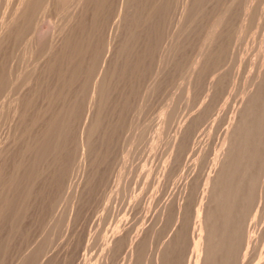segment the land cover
Here are the masks:
<instances>
[{
	"label": "bare ground",
	"instance_id": "bare-ground-1",
	"mask_svg": "<svg viewBox=\"0 0 264 264\" xmlns=\"http://www.w3.org/2000/svg\"><path fill=\"white\" fill-rule=\"evenodd\" d=\"M256 1L242 0L235 37L236 32H248L253 23ZM238 2L0 0L1 263L2 257L17 238L26 234L47 213L50 218L45 228L52 226L58 213H61L58 207L63 193L72 190L71 211L75 210L79 217L83 214L87 218L84 196H88V192L98 184L103 174H100L101 170L108 169H103V166L111 161V153L118 147L117 151L121 153L125 151L124 146L126 149L123 143L119 150L120 146L117 145L120 139L116 144L119 137L122 142L129 137L124 135L125 138H122L126 130L122 128L123 124L131 120L133 112L137 113V118L140 117L150 94L163 91L164 87L160 85L168 76V81L173 80V76L180 80L182 93L178 92L185 96L183 102L186 104L181 105L176 114L175 130L172 128L174 134L164 141L157 176L147 184L150 192L142 205L144 215L142 223L139 222L141 227L135 228L133 223L126 222L114 226L92 264H115L124 249L127 264H264V233L256 231L257 223L254 222L259 207L256 210L257 189L264 171V37L259 46V57L250 62V75H245L249 81L242 83L240 99H237V105L230 115L223 114L220 121L212 117L216 108L212 103L217 96L215 94L221 96L217 91L224 87V74L220 87L221 80L212 79L208 84L205 80V100L199 98L202 102L197 108L195 103L200 100L195 97L197 102L194 101L200 73L214 62L215 69L216 61L227 50L225 40L232 34ZM194 36L198 38L199 43L195 45L199 44V48L192 54L189 52L190 56L186 58V52L189 55L187 47L191 50L196 48L193 43L194 47L189 45ZM207 70L210 69L207 67ZM164 84L166 86L168 83ZM203 84L198 85L205 87ZM159 88L162 90L159 91ZM166 88L173 92L168 85ZM165 90L164 93L167 92ZM161 93L156 96L160 97ZM164 95L170 98L167 93ZM167 96H163V99ZM182 96L175 97L179 101ZM154 97H149V100ZM150 101L149 104L156 106L154 104L162 100L156 103ZM218 102H214L215 105H219ZM146 105L144 108H151ZM157 107L160 108L159 104ZM153 111L152 114L155 113ZM147 112L144 111L143 115ZM159 114L164 116L163 112ZM171 115L168 117L175 119ZM132 119L135 123L136 119ZM137 120L142 122L140 118ZM155 121L152 122L154 126ZM129 123L128 126L131 125ZM146 129L148 131L149 128ZM146 139L149 141L150 138ZM126 144L129 145V140ZM115 146L117 148L114 149ZM112 155L116 156V153ZM116 157L122 159L121 154ZM139 160L142 162L144 159ZM109 165L112 167V164ZM72 170H76V182H72ZM108 176L102 175L99 182ZM107 184L99 183L93 194V202L88 201L92 203L91 212L95 211L96 216L90 227H83L76 255L83 251V244L89 236L99 240L107 236L104 230L108 216L104 213ZM77 213L76 216L73 213V217H77ZM27 235L30 236V232ZM40 238H36L33 244L39 245ZM54 243L49 246L54 247ZM45 249L48 250L47 247ZM68 251L69 248L59 255L64 262ZM77 257L71 259V264H78ZM47 259L48 256L42 257L37 264H47ZM4 260L7 262L6 258ZM20 264H30L29 254Z\"/></svg>",
	"mask_w": 264,
	"mask_h": 264
},
{
	"label": "rangeland",
	"instance_id": "rangeland-1",
	"mask_svg": "<svg viewBox=\"0 0 264 264\" xmlns=\"http://www.w3.org/2000/svg\"><path fill=\"white\" fill-rule=\"evenodd\" d=\"M240 2H238L239 3V5H238V3H237V5H238V7L236 8V10H235V12L236 11H238V12H236L235 13V15H236V17H235V15H234V23H233V25H232V34L234 35H229L227 38H226V40H225V43H226V47L225 48H227V50L225 49L224 50V55L222 56V58L220 57L216 62H218V64L220 63V62H222V63H220V67H219V65L218 64H216V68L214 69V67H215V62L213 63V65H214V67H213V65L210 67V65L209 66H207L210 70H211V68H213V71H215L218 67V69H217V71H215L214 73H213V71L211 72L210 70H207V71H205V69L207 68H205L201 73H200V75H199V79H200V81H201V83H200V81L198 80V82H197V84H196V87H195V91H196V93L197 94H195V96H194V101L195 100H197V98H198V100H200V99H202V101L203 100H205V97H206V94H207V87H206V85L208 84V81L209 80H212V79H216L219 83H220V85H219V87L221 86V85H223V74H224V76H225V83H224V87L223 86H221L219 89H218V91L217 92H219V94H221V96L220 95H218V94H215V95H217V96H215L214 98L216 99V101H215V99L213 100V103L212 104H214V105H212L213 107H215L216 106V108H214L215 109V112H214V110H213V118H215V119H218L219 118V120H217V121H220V119L221 120H223V114L224 115H226V116H228V115H230L229 113H231V110H232V108L234 107V106H236L237 105V103L236 102H238L239 101V99H240V92L242 91V88H243V86H244V84H242V83H244L245 81L246 82H248L249 80L247 79V77L245 76V75H247V76H249L250 75V69H251V67H250V62H252L256 57H259L258 55H259V50H260V47L259 46H261V39H263V37H264V35H263V33H264V0H257L256 1V5H255V7L256 8H254V12H253V23H251V26L249 27V30H248V32L247 33H244V34H240L239 32H236V37H235V33H234V31L237 29V31H238V16H239V9H240V5L243 3L242 2V0H239ZM258 4V5H257ZM243 5V4H242ZM259 8V9H258ZM263 8V9H262ZM263 10V11H262ZM257 15H258V17H257ZM263 18V20H262V18ZM256 19V20H255ZM236 20V21H235ZM236 25V26H235ZM254 27V28H253ZM255 31H254V30ZM256 29L258 30V29H261V30H258V31H256ZM239 34V35H238ZM238 35V36H237ZM253 35V36H252ZM262 38H261V37ZM196 38V39H195ZM239 38V39H238ZM251 39H253V41L251 40ZM193 40H194V42H193ZM193 40H191V42H190V47H194V45H195V43H199V42H197V40H198V38L196 37V36H194V38H193ZM244 40V41H243ZM196 41V42H195ZM234 42V43H233ZM238 42V43H237ZM260 42V43H259ZM191 43H193L194 45L192 46V44ZM251 43V44H250ZM257 46H256V45ZM255 45V46H254ZM196 46V48H193V50H191V48H189V47H187V51H188V53L190 52L191 54L192 53H194L195 51H197L198 50V48H199V44H196L195 45ZM230 46V47H229ZM233 46H235V47H233ZM250 46V47H249ZM248 47V48H247ZM233 48V49H232ZM239 48V49H238ZM243 48V49H242ZM246 48V49H245ZM250 48V49H249ZM241 49H242V51H241ZM233 50V51H232ZM252 50H254V51H252ZM225 51H227V52H225ZM248 51V52H247ZM258 51V52H257ZM251 52V53H250ZM190 53H189V55L187 54V52H186V58H189V57H187V56H190ZM225 53H226V55H227V57L225 56ZM234 53V54H233ZM250 53V54H249ZM235 55V56H234ZM239 55V56H238ZM252 55V56H251ZM255 55V56H254ZM233 56V57H232ZM243 56V57H242ZM223 57L225 58H228L227 60H226V58H225V60H222L223 59ZM252 58V59H251ZM238 59V60H237ZM243 59V60H242ZM239 60L241 61V62H239ZM244 61V62H243ZM233 62V63H232ZM224 63V64H223ZM241 64V65H239V64ZM245 63V64H244ZM222 64H223V66H222ZM227 64V65H226ZM236 65V66H235ZM229 66V67H228ZM238 66V67H237ZM244 66V67H243ZM240 67V68H239ZM223 68V69H222ZM233 68V69H232ZM235 68V69H234ZM222 69V70H221ZM230 69H231V71H230ZM238 69V70H237ZM246 69V70H245ZM211 72V74H210V72ZM238 71V72H237ZM249 71V72H248ZM213 73V74H212ZM172 74V73H171ZM171 74H170V76H171ZM241 74V75H240ZM174 76H175V74H173ZM238 75V76H237ZM216 76V77H215ZM178 77V76H177ZM215 77V78H214ZM167 78H169V76L167 77ZM166 78V80L162 83V85H160L161 87H164V89H166L165 91H167V92H165L164 93V89H163V91H161L162 90V88L159 90V89H157V90H159V91H161V92H159L158 93V91H155V92H153L152 94H150V98L151 97H153V96H155L154 97V99H150L149 100V97H148V101H150V102H152V100H154L153 102H155L156 103V101L157 100H162V101H159V102H162V103H159L158 101V104H159V106H160V108L159 107H157L158 106V104H154V105H156V106H153V104L152 103H150V104H152V106L149 104V102L148 101H146V104H144L143 105V107H142V114H141V116H143V117H139L138 116V118H140L141 120H142V122L140 123L139 121L140 120H137L138 118L136 117L137 116V111L135 112L136 114H134V112L132 113V116H130V118H131V120L129 119V121H130V123H129V121H127L126 123H124L123 124V126L124 127H122L123 129H126V130H124L125 132L126 131H128V133L126 132V134H124L123 132V137L122 138H125L124 137V135L126 136V137H128L127 135H129V137H132L131 136V133H134V134H132L133 135V137L132 138H125V139H128L129 140V145L128 144H126V142L128 141H126L125 139H123V142H122V139H121V137H119V136H117V137H119L117 140H116V144H118L119 143V141H120V145L118 144L117 146H120V149L119 150H121V148L124 146V144L123 143H125V145H126V149L123 147V149L126 151H124L123 149H122V151H124V153H121V151H117V149L119 148H117L116 146L114 147V149L115 148H117V149H115L116 151H114V153L112 152L111 153V155H110V159H111V161L109 160L107 163L108 164H105L103 167V169H106V168H108L107 170H109V171H107V170H101V172H100V174L101 173H103V174H101L100 175V177H99V179H101L102 178V175H104V176H108V177H103V179H102V184H107V182H108V184H107V186L105 187V195H104V198L106 199H104V201H105V206H104V213L106 214V215H108L107 216V220H106V222H105V224H104V230H106L107 231V236H106V238L104 239V240H99V239H97V238H95L94 236H89V238L87 239L88 241L87 242H85L84 244H83V251L81 252L82 253V256L80 257L79 255H76V254H78V245H79V242H80V236H81V234H82V230H83V227L86 225V226H88V227H90V225H91V223H92V221L94 220V218H95V216H96V214L94 215V213L93 212H95V211H92L91 212V210H93V208H91V205H92V203H88V201L89 202H93V199L92 198H94V195L93 194H95V189H96V187L98 186V184L99 183H101V182H99V179H98V184L97 185H95V187H93L89 192H88V196H84V198L85 199H83V203L85 204H83V206H84V209H85V206H86V209H85V212H86V214H87V218L86 217H84V216H82L83 214L82 213H84V212H82L81 214H79V215H81L82 216V218H81V216L79 217L78 216V213L74 210V212L73 211H71V201H72V190H70L68 193H63L61 196H60V201H59V207H58V210H60L59 212H61V213H58V216H57V219L55 220V222L52 224V226H50V227H52L50 230H49V228H45L46 226V223H47V221L49 220V218H50V215H48V213L44 216V218L42 219V220H39V221H37L36 222V224L34 223L33 224V226L31 227V229L28 231V232H26V234H22L21 236H20V238H17V240H16V242H14L15 244H13L7 251H6V253L4 254V256L2 257V259H1V261H2V263L0 262V264H20V262H21V260H23V258L24 257H26L27 256V254H29V262H30V264H37V262L39 261L38 259H40V258H42V257H45L46 256V258H47V256H48V259H47V264H65V262H67L66 264H71V261L73 260V259H75V257H77V259H78V264H92L94 261H95V258L96 257H98V254L100 253V251H101V249H102V245L106 242V239H107V237H109L108 235L111 233V231L115 228V227H117L118 225H123L125 222L126 223H133L134 225H135V228H140L141 226H140V223H142V218H143V209H142V205H143V202H144V200L146 199V196H147V194L150 192V190L148 189V187H147V184L149 183V182H152L153 180H155V178H156V176H157V172H158V170L160 169V166H161V163H162V150H163V148H164V145H165V143L166 142H164V141H166V140H169L172 136L171 135H173L174 134V130H175V126H176V118H177V115L176 114H178V111H179V109L181 108V105L182 106H184L185 104H186V102H183V100L185 101L186 100V98H184L183 96H182V94H180V93H182L181 92V89L179 88V83H180V80L178 79V80H176V78L175 77H173V76H171V78L173 79V80H171V81H168V80H170V78L169 79H167ZM174 78H175V80H174ZM204 78V79H203ZM228 78V79H227ZM234 78V79H233ZM203 79V80H202ZM219 79V80H218ZM246 79V80H245ZM207 81V84L206 83H204V81ZM243 80V81H242ZM174 81H176V83L174 82ZM234 82H236V83H234ZM164 83H168L167 85H168V87H169V89H173V92L171 91L170 92V90L168 91V89L166 88L167 87V85L165 86V84ZM173 83H175V84H177V85H175V84H173ZM204 83V84H203ZM198 84H203L202 86H205V87H201V85H198ZM206 84V85H205ZM164 85V86H163ZM169 85H171V86H169ZM238 85V86H237ZM159 86V87H160ZM198 86H200V88L198 89ZM230 86H232V87H230ZM176 88V89H175ZM238 88V89H237ZM171 89V90H172ZM175 89V90H174ZM199 90H201V91H199ZM204 90H205V92L206 93H204ZM241 90V91H240ZM180 93H179V92ZM169 92L171 93L170 95H169ZM177 92V93H176ZM236 92V93H235ZM156 93V94H155ZM162 94V95H160V97H158V96H156V95H158V94ZM168 94L169 95V97L170 98H168V96L167 95H164V94ZM176 93V94H175ZM200 93H202V94H200ZM227 93V94H226ZM235 94V95H234ZM177 96V95H180V96H182V97H179V101L180 100H182V101H180V105L178 106V97L176 98L175 96ZM198 95V96H197ZM161 96H162V98H161ZM163 96H167V98H165L164 97V99H163ZM201 96V97H200ZM221 97V99L219 100V102H218V98H220ZM156 97H158V98H156ZM195 97H197V98H195ZM231 97V98H230ZM156 98V99H155ZM176 98V99H175ZM200 98V99H199ZM235 98V99H234ZM167 99V100H166ZM174 99V100H173ZM237 99H238V101H237ZM163 100L165 101V102H163ZM177 102H176V101ZM226 100V101H225ZM235 100V101H234ZM145 101H144V103H145ZM167 101V102H166ZM175 102V104H174V102ZM201 100L199 101V102H197V101H195V102H197V103H195V104H197V106H195V104H194V106H195V108H197L200 104H201V102H202ZM224 101V102H223ZM181 102H183L184 104H182ZM214 102H218V104L219 105H215V103ZM164 103H165V105H164ZM176 103H177V105H176ZM231 103V104H230ZM163 104V105H162ZM170 104V105H169ZM232 104H234V105H232ZM147 106V107H151V108H147L146 109V107L144 108V106ZM149 105V106H148ZM169 105V106H168ZM176 105V106H175ZM227 105V106H226ZM228 105H230V106H228ZM165 106V107H164ZM232 106V107H231ZM152 107H155V108H152ZM162 107V108H161ZM166 107H167V109H166ZM174 107V108H173ZM177 107H179V108H177ZM157 108H158V110H157ZM172 108V109H171ZM225 108V109H224ZM153 109L155 110V113L154 114H152L151 112H154L153 111ZM164 109V110H163ZM171 109V110H170ZM159 112V113H164V116L162 115V116H160V114L157 112V111ZM223 112H222V111ZM144 111H148L147 112V114H145V115H143L144 114ZM173 111V112H172ZM220 111V112H219ZM151 114H150V113ZM177 112V113H176ZM217 112V113H216ZM148 113H149V116H148ZM168 113H169V115H170V113L172 114L171 115V117L172 116H175L174 118L175 119H172V118H169L170 116L168 115ZM215 113V114H214ZM220 113H222V114H220ZM173 114H175V115H173ZM136 115V116H135ZM147 115V118H144L145 116ZM151 115V116H150ZM220 115V116H219ZM169 116V117H168ZM134 117V119H136V122L135 123H133V118ZM136 117V118H135ZM169 118L168 120H173L174 122H172V121H169L170 123L172 122V124H170L169 122H167L168 120L166 119V118ZM145 119V122H144V119ZM151 118V119H150ZM155 118V119H154ZM163 119V120H162ZM128 120V119H127ZM149 120V121H148ZM153 120V121H152ZM154 120H156L155 121V123H156V126H154ZM166 120V121H165ZM131 121H132V123H131ZM135 121V120H134ZM162 121V122H161ZM164 121V122H163ZM153 122V123H152ZM158 122V123H157ZM127 123H129V125L130 126H128L127 125ZM140 124V125H138V124ZM143 123V124H142ZM167 123H169V124H167ZM126 124V125H125ZM132 124H134V125H136V128H138V129H136L135 128V126L134 125H132ZM143 126H142V125ZM146 124V125H145ZM150 124H152V125H150ZM162 124V125H161ZM137 125H138V127H137ZM149 125L153 128V130H152V128L150 129V127H149ZM169 125H171V126H169ZM175 125V126H174ZM134 126V127H133ZM144 126H145V128H144ZM205 126V125H204ZM204 126H202L200 129H202ZM127 127H130L129 129H127ZM146 127L147 128H149L148 129V131H147V129H146ZM160 127V128H159ZM121 128V130H123ZM136 129V130H134V129ZM156 128V129H155ZM172 128H174V130L172 129ZM140 129V130H139ZM168 129V130H167ZM121 130H120V132H119V134L121 133ZM132 131L131 133H130V131ZM138 130V131H137ZM143 130H144V132H143ZM155 130V131H154ZM161 130V131H160ZM171 131V134H170V131ZM136 131H137V133H136ZM160 131V132H159ZM158 132V133H157ZM169 132V133H168ZM159 133H161V135L159 134ZM207 133V132H206ZM118 134V135H119ZM143 134V135H142ZM146 134H148V136L146 135ZM159 134V135H158ZM168 134V135H167ZM120 135V136H121ZM167 135V136H166ZM142 136V137H141ZM144 136V137H143ZM147 136V137H146ZM148 137L151 139H149V141H145V139L147 138L148 139ZM167 137V138H166ZM162 138V139H161ZM120 139V140H119ZM144 139V140H143ZM146 139V140H147ZM158 139V140H157ZM131 140V141H130ZM124 141H126V142H124ZM161 141V142H160ZM118 142V143H117ZM145 142H147L146 143V145H148V146H146V145H143V144H145ZM157 143V144H156ZM163 143V144H162ZM115 144V145H116ZM139 144L140 145H142V146H140L139 147ZM154 144V145H153ZM161 144V145H160ZM131 145H132V147H131ZM150 145V146H149ZM122 146V147H121ZM144 146V147H143ZM129 147V148H128ZM139 149H138V148ZM143 147V148H142ZM154 147V149H151V148H153ZM130 148H132V149H130ZM134 148V149H133ZM142 150H141V149ZM146 148H148V150L146 149ZM144 149H146V150H144ZM162 149V150H161ZM136 150H138V151H136ZM140 150V151H139ZM129 151V153H130V155H129V153L127 154V152ZM143 151V152H142ZM145 151H147V155H145ZM137 154H136V153ZM149 152V153H148ZM151 152V153H150ZM159 152V153H158ZM116 153V156H120V154H121V158L123 159L124 157H125V159H120V157H116L115 155V157L112 155V154H115ZM120 153V154H119ZM142 153V154H141ZM155 153V154H154ZM134 154H135V156H134ZM139 154V155H138ZM117 158V159H119V160H115L114 158ZM129 156V157H128ZM132 156V157H131ZM151 156V157H150ZM161 156V157H160ZM136 157V158H135ZM147 159H146V158ZM156 157V158H155ZM130 158V159H129ZM138 158V159H137ZM144 159V160H142V162H141V160H139V159ZM132 159H134V161L132 160ZM137 159V161L135 162V160ZM132 160V161H131ZM147 160V161H146ZM151 160H153L152 162H151ZM114 161V162H113ZM159 161V162H158ZM109 162H111V163H109ZM117 163V164H116ZM132 163V164H131ZM73 164V163H72ZM109 164H112V167H111V165H109ZM120 164V165H119ZM123 164V165H122ZM128 164V165H127ZM139 164H141L140 165V168H137V166L139 167ZM157 164V165H156ZM130 165V166H129ZM151 167H149V166ZM160 165V166H159ZM120 166V167H119ZM124 166V167H123ZM127 166H128V168H127ZM148 167V168H147ZM111 168H113V169H111ZM126 168V169H125ZM111 169V170H110ZM115 169V170H114ZM118 169V170H117ZM125 169V170H124ZM131 169V170H130ZM145 169V170H144ZM146 169L148 170V171H146ZM113 170V171H112ZM135 170L137 171V172H135ZM140 172H139V171ZM153 170V171H152ZM111 171V172H110ZM120 171H121V173H120ZM134 171V172H133ZM76 172V170H72V182H76L77 181V173H75ZM104 172H106V174L104 173ZM132 174H131V173ZM150 172V173H149ZM154 172V173H153ZM133 173H135V174H133ZM139 174V175H138ZM147 174V175H146ZM112 175V176H111ZM129 175H131V177L129 176ZM111 176V177H110ZM126 176V177H125ZM133 176V177H132ZM139 176V177H138ZM149 176V177H148ZM120 179H119V178ZM73 178H75V179H73ZM126 178V179H125ZM137 178V179H136ZM152 180H151V179ZM111 179H112V181H111ZM117 179V181H115ZM132 179V180H131ZM146 181H144V180ZM150 179V180H149ZM105 182H104V181ZM125 181V183H124V181ZM143 180V181H142ZM111 182H112V185L113 186H111ZM115 182H117V183H115ZM120 184H119V183ZM123 183H124V185H123ZM126 183H128V184H126ZM132 183V184H131ZM136 183V184H135ZM119 185H121V186H119ZM134 185V186H133ZM125 186V187H124ZM129 186V187H128ZM109 187H111V188H109ZM115 187V188H114ZM122 187V188H121ZM113 188V189H112ZM134 188V189H133ZM143 190H141V189ZM112 189V190H111ZM126 189V190H125ZM114 190V191H113ZM117 190V191H116ZM125 190V192H123ZM133 191V192H132ZM71 192V193H70ZM113 192V193H112ZM127 192V193H126ZM129 192V193H128ZM110 194V195H109ZM119 194V195H118ZM92 195V196H91ZM123 195V196H122ZM140 195V196H139ZM64 196V197H63ZM131 196V197H130ZM136 196V197H135ZM128 197H130L129 199H128ZM135 197V198H134ZM91 198V199H90ZM134 198V199H133ZM138 198V199H137ZM62 199V200H61ZM86 200H87V202H86ZM90 200H92V201H90ZM137 200V201H136ZM63 201V202H62ZM127 201H128V203H127ZM134 201H135V203H134ZM258 201V203L256 204V210H257V206L259 205V207H258V210L255 212V217H254V222L255 223H257L256 224V231L258 230V231H260V233H264V171L262 172V178H261V180H260V183H259V186H258V189H257V197H256V202ZM130 202H132V203H130ZM137 203V204H136ZM115 204H117V205H115ZM133 204V205H132ZM136 204V205H135ZM89 205V206H88ZM115 205V206H114ZM129 205V206H128ZM68 206V207H67ZM82 206V207H83ZM136 206H137V208H136ZM141 206V207H140ZM87 207H89V208H87ZM134 207V208H133ZM141 209H140V208ZM64 209V210H63ZM83 209V208H82ZM83 209V210H84ZM118 209V210H117ZM127 209V210H126ZM125 210V211H124ZM138 210V211H137ZM63 211V212H62ZM89 213H88V212ZM48 212H50V210H48ZM77 213V217H73V215L74 216H76V213ZM74 213V214H73ZM91 213H93V215L91 214ZM63 214V215H62ZM66 214V215H65ZM88 214H91V215H88ZM126 214V215H125ZM134 214V215H133ZM125 215V216H124ZM90 216L92 217V220L90 219V221H89V218H90ZM133 216H135V217H133ZM65 218V220H64V218ZM78 217L81 219H79L78 220ZM123 217V218H122ZM141 217V218H140ZM48 218V219H47ZM63 218V219H62ZM76 218V219H75ZM75 221V222H72V221ZM123 220V221H122ZM67 221H68V223H67ZM70 221V222H69ZM84 223H83V222ZM141 221V222H140ZM80 222H82V223H80ZM120 222V223H119ZM123 222V223H122ZM140 222V223H139ZM77 223H78V225H77ZM60 224V225H59ZM68 224V225H67ZM70 224H72V225H70ZM84 224V225H83ZM70 225V226H69ZM107 225V226H106ZM37 226V227H36ZM54 226H56V227H54ZM58 226V227H57ZM64 226V227H63ZM81 226V227H80ZM115 226V227H114ZM137 226V227H136ZM34 227V228H33ZM108 227V228H107ZM44 229V231L42 232V230ZM57 228V229H56ZM61 229V231H60V229ZM79 228V229H78ZM81 228V229H80ZM46 229V230H45ZM53 229H54V231H53ZM59 229V230H58ZM35 230V231H34ZM41 230V231H40ZM79 230V231H78ZM110 230V231H109ZM46 231V232H45ZM48 231V232H47ZM76 231H78V232H76ZM29 232H30V236L29 235H27V233L29 234ZM50 232V233H49ZM53 232V233H52ZM66 232V233H65ZM71 232V233H70ZM75 232H76V234H75ZM37 233V234H36ZM40 233L42 234V233H44V234H42V239L44 240V241H42V239L40 238ZM56 233V234H55ZM74 233V234H73ZM33 234H35L36 236H38V237H36L35 235H33ZM48 234H51V236L50 235H48ZM52 234H54V235H52ZM58 234V235H57ZM60 234H62V236L60 235ZM40 235V236H39ZM46 235V236H45ZM48 235V236H47ZM57 235V236H56ZM26 236L28 237L27 239H26ZM44 236V237H43ZM22 237V238H21ZM23 237H25V239L23 238ZM46 237V238H45ZM49 237H51V238H49ZM54 237V239H52ZM57 237V238H56ZM71 237H72V239H71ZM38 238H40V244L41 245H43V246H40V244L39 245H35V244H33L34 242H36V240ZM48 239L50 240V242H52L53 240H54V242L56 241V243H54V242H52V243H47L48 242ZM59 239V240H58ZM72 241H71V240ZM27 240V241H26ZM29 240V241H28ZM34 241V242H33ZM42 241V242H41ZM68 241H70V242H68ZM77 243H76V242ZM29 242V243H28ZM60 244H59V243ZM65 242V243H64ZM24 243H25V245H24ZM28 243V244H27ZM54 243V247H53V245L50 247L49 245H51V244H53ZM58 243V244H57ZM17 244V245H16ZM26 244H27V246H26ZM31 246H30V245ZM46 244H47V246H46ZM66 244H68L69 245V247H68V245H66ZM48 248V250L47 249H45L46 247ZM63 245V246H62ZM14 246H16V247H14ZM25 246V247H24ZM65 246V247H64ZM76 246V247H75ZM39 248V247H41V248H39V249H37V248ZM49 247H50V249H49ZM60 247L62 248V249H60ZM16 248H17V250H16ZM25 248V249H24ZM69 248V251H68V257L66 256V258H65V262L64 261H62V259H60V258H63V257H61V256H59V255H61L65 250H67ZM12 249H14V251L12 250ZM27 249V250H26ZM30 249V250H29ZM41 249V250H40ZM45 249V250H44ZM52 249V250H51ZM74 249V250H73ZM21 250H23V251H21ZM37 250H38V254L36 253L37 252ZM58 250V251H57ZM60 250V251H59ZM26 251H28V252H26ZM62 251V252H61ZM10 252V253H9ZM44 252H46V253H44ZM56 252V253H55ZM126 253V249H124L121 253H120V255L118 256V258H117V260L119 261H116V263L115 264H127V260L125 259V253ZM12 253V255H11V258L9 257L10 256V254ZM15 253H16V255H15ZM21 253V254H20ZM48 253V254H47ZM50 253L52 254L51 256H49L50 255ZM74 253H75V255H74ZM7 254V255H6ZM35 254V255H34ZM41 254V255H40ZM45 254V255H44ZM14 255V256H13ZM21 255V256H20ZM23 255H25L24 257H23ZM31 255V256H30ZM44 255V256H43ZM33 256V257H32ZM35 256H36V258H35ZM10 258L11 259V261H10V259H8V258ZM50 257V258H49ZM57 257H58V259H57ZM6 258V260H7V262L4 260ZM127 258V257H126ZM17 259V260H16ZM72 259V260H71ZM80 259V260H79ZM4 260V261H3ZM53 260H55V261H53ZM60 260V261H59ZM64 260V259H63ZM17 261V262H16ZM18 261H20L19 263H18ZM34 261V262H33ZM49 261V262H48ZM52 261V262H51ZM58 261V262H57ZM123 261V262H122ZM51 262V263H50ZM64 262V263H63Z\"/></svg>",
	"mask_w": 264,
	"mask_h": 264
}]
</instances>
